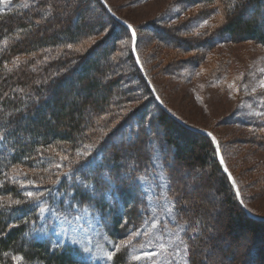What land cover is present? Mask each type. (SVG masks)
I'll use <instances>...</instances> for the list:
<instances>
[{"label": "trees", "instance_id": "1", "mask_svg": "<svg viewBox=\"0 0 264 264\" xmlns=\"http://www.w3.org/2000/svg\"><path fill=\"white\" fill-rule=\"evenodd\" d=\"M84 1L94 3L107 23L89 21ZM207 1L215 3L210 13L222 21L212 32H189L190 25L185 29L182 23L170 28L178 37L177 49L194 53L192 60L181 61L184 67L195 68L216 44L212 38L264 46V0ZM61 11L67 15L59 24L55 16ZM109 24L119 33L112 31L105 40L110 44L102 48L92 39L103 30L108 32ZM134 30L137 46L138 30ZM130 45L129 31L101 0H10L6 11L0 3V264H92L75 244L52 241L56 220L92 217L112 243L128 238L147 211L138 183L153 169L154 146L165 153V159L173 148L172 163L162 169L177 223L193 226L195 222L198 230L205 224L182 208L173 161L201 168L210 164L219 193L226 197L225 226L246 225L255 238L262 239L264 220L250 217L245 203L237 200L210 138L178 122L168 107L164 105V110L157 104L144 60L138 56L143 75ZM144 94L147 98L141 102ZM153 121L163 129L162 139L154 136ZM262 130L259 144L264 146ZM122 132L126 136L115 144L137 142L138 152L126 155L121 147L112 146L113 138ZM223 160L232 175L224 155ZM27 192L33 193V199L23 196ZM196 243H189L188 264L198 263ZM14 257L21 259L16 263ZM107 264L143 263L132 260L123 247Z\"/></svg>", "mask_w": 264, "mask_h": 264}, {"label": "rangeland", "instance_id": "2", "mask_svg": "<svg viewBox=\"0 0 264 264\" xmlns=\"http://www.w3.org/2000/svg\"><path fill=\"white\" fill-rule=\"evenodd\" d=\"M105 1L114 15L137 28L139 42L135 51L137 56L143 58L154 84L151 90L154 98H158L174 117L189 128L207 130L212 136L215 135L216 144L210 139L214 156L217 157L216 151L222 158L224 155L233 182L240 190L237 200L245 203L243 207L248 213L264 220V146L259 144L264 129V87H261V81L264 80V46L248 40L231 42L228 38H224L225 41L212 38L216 44L206 52L195 68L188 65L184 67L181 61L192 60L191 55L194 53L186 54L177 49L179 40L170 28H175L172 27L174 23H182L185 29L190 25L189 32H212V27L222 22L220 17L210 13L212 7H215L214 2ZM84 3L88 5L86 16L89 21L107 23V17L94 3ZM9 7L10 0L1 3L2 11ZM66 15L67 11H61L55 18L60 24L61 20L65 21ZM54 28H57L56 23ZM109 28L108 32V29L103 30L99 37H94L92 42L98 40L101 47L105 44L107 47L110 43L105 40L116 30L114 25L109 24ZM150 28H154V34ZM166 29L170 31L165 33ZM120 35H116L115 39ZM128 41L130 39L126 37L125 46ZM50 92L47 89L45 94L49 95ZM146 98H142L141 102ZM150 128L154 136L162 139L163 129L156 122L153 121ZM123 134L126 136V132H122L113 138L112 146H117L115 143ZM135 146L137 142L117 147H121L123 154L131 155L139 151ZM143 148L148 150L149 146ZM171 148L170 152H166L165 159L164 152L154 146V154L151 156L153 169L140 178L138 183L147 211L137 221V229L128 238L112 243L103 236L97 221L92 217L78 224L57 225L55 236L60 240L74 241L88 254H92L89 260L93 264H107L110 260L106 253H115L113 244L129 240L130 243L125 247L130 251L131 259L136 260L133 257L139 256L140 259L136 261L143 264H186V259L188 264V256L185 258L183 248L187 245L189 250L190 242H197L198 245L195 252L197 264H264V235L262 239L255 238L246 225L235 229L225 226L228 214L224 202L226 197L219 193L218 181L210 164L201 168L193 164L185 165L176 159L173 161L174 175L180 183L179 193L183 198L182 208H187L191 215L197 214V220L203 219L205 224L198 230L195 222H192L193 226L176 222L173 213L175 203L167 196L168 181L162 169V166L172 163L169 157L173 154ZM228 181L232 188L233 185ZM23 196L33 199L25 194ZM1 202L3 199L0 198ZM199 231L201 234L198 236Z\"/></svg>", "mask_w": 264, "mask_h": 264}, {"label": "water", "instance_id": "3", "mask_svg": "<svg viewBox=\"0 0 264 264\" xmlns=\"http://www.w3.org/2000/svg\"><path fill=\"white\" fill-rule=\"evenodd\" d=\"M101 2H102V3L105 5V7L107 8V6H106L104 0H101ZM111 15H112V17H113L116 21L120 22L121 24H123L124 26H126V27L128 28V30H129V32H130V34H131V37H132V42H131L132 54H133V57H134V59H135V61H136V64H137L138 68H139L140 70H142V67H141V65H140V63H139V61H138V58H137V56H136V52H135V41H136V36H135V41H133V33H135V32H134V29H133L132 27H129V25H128L126 22L122 21L119 17H117V16L114 15L113 13H111ZM157 100H158V98H157ZM190 129L193 130V131H196V132L203 133V134H205L206 136H210V132L207 131V130H197V129H194V128H190ZM217 157H218V161H219V163L221 164V166H222V168H223L225 174L227 175V177H228V179L230 180L231 184H232L233 187L235 188V190H236V196H237V192H238V191H237V189H236V185L234 184L233 179H232L230 173L228 172V170L225 169V167H224V165H223V162H221V161H222V158L220 157V154H219L218 151H217ZM237 198H238V196H237ZM244 209H245V208H244ZM245 211H246V209H245ZM246 212H247V211H246ZM247 213H248V212H247ZM249 215H250V214H249ZM250 216L253 217V218H255V219H258V220H260V219L263 220V218L254 217V216H252V215H250Z\"/></svg>", "mask_w": 264, "mask_h": 264}, {"label": "snow or ice", "instance_id": "4", "mask_svg": "<svg viewBox=\"0 0 264 264\" xmlns=\"http://www.w3.org/2000/svg\"><path fill=\"white\" fill-rule=\"evenodd\" d=\"M4 2H5V0H0V3H4ZM205 23H207V21H205ZM129 27H131V26L129 25ZM133 41H135V33H133ZM68 47L71 48L72 45H68ZM261 87H264V80L261 81ZM258 115H259V113H258ZM221 162H223V161H221ZM53 183H55V181H53ZM26 195L28 197H32L33 193L27 192ZM237 196H239V192H237ZM14 203L19 204L20 201H15ZM41 211H43V209H41ZM153 227H155V225H153ZM135 234L139 235V233H135ZM128 243H130V240L129 241H121L119 244H113V247L116 251H119L121 248L125 247ZM161 247H163V245H161ZM183 253H184L185 258H187V256H188V246L187 245L184 246ZM114 255H115V253L113 251H109L106 253V257L108 260H113ZM145 255H152V253H145ZM133 258L136 260L140 259L139 256H136ZM14 259L19 261L21 258L20 257H14ZM186 264H187V259H186Z\"/></svg>", "mask_w": 264, "mask_h": 264}]
</instances>
